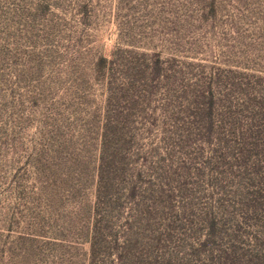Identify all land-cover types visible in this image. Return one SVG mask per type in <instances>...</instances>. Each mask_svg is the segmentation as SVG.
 Segmentation results:
<instances>
[{
    "label": "rangeland",
    "instance_id": "1",
    "mask_svg": "<svg viewBox=\"0 0 264 264\" xmlns=\"http://www.w3.org/2000/svg\"><path fill=\"white\" fill-rule=\"evenodd\" d=\"M0 264H264V0H0Z\"/></svg>",
    "mask_w": 264,
    "mask_h": 264
}]
</instances>
